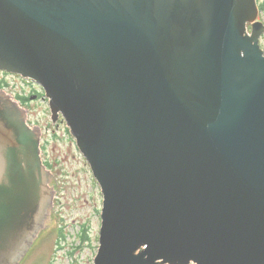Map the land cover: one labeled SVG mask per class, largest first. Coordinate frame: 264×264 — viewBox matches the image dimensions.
<instances>
[{
	"label": "water",
	"instance_id": "95a60500",
	"mask_svg": "<svg viewBox=\"0 0 264 264\" xmlns=\"http://www.w3.org/2000/svg\"><path fill=\"white\" fill-rule=\"evenodd\" d=\"M259 11L0 0V69L43 88L101 187L94 264H264ZM40 128L0 90V264H49L55 248Z\"/></svg>",
	"mask_w": 264,
	"mask_h": 264
},
{
	"label": "rangeland",
	"instance_id": "374dc122",
	"mask_svg": "<svg viewBox=\"0 0 264 264\" xmlns=\"http://www.w3.org/2000/svg\"><path fill=\"white\" fill-rule=\"evenodd\" d=\"M258 2L264 4V0ZM259 20L264 21L263 8ZM260 43L264 48V36ZM3 76L8 79L4 89L12 94L23 92L28 84L15 74L0 73ZM28 122L42 128L43 159H49L53 167L51 193L57 199L53 207L57 234L50 261L52 264H94L101 227V187L63 116L52 124L48 99L31 102Z\"/></svg>",
	"mask_w": 264,
	"mask_h": 264
},
{
	"label": "flooded vegetation",
	"instance_id": "af4514ba",
	"mask_svg": "<svg viewBox=\"0 0 264 264\" xmlns=\"http://www.w3.org/2000/svg\"><path fill=\"white\" fill-rule=\"evenodd\" d=\"M0 72H4V71H0ZM5 84H6V82L0 81V90H4L5 92L9 93L16 101H18L19 105L26 110L27 114L29 112V109L31 108V102L32 101L40 100L42 98L47 99V98H45V92H44L43 88L40 85H38L35 81L29 82L26 86L24 85L25 90L23 92L20 91V92L15 93V94H12V93L6 91L4 89L5 87L3 86ZM40 151H41V156L43 157V154L45 153V151H43L42 137L40 138ZM43 162L47 166L48 178L51 182V179L54 178V174H53V170H52L53 169L52 163L46 157L43 159ZM56 202H57V199L56 198L52 199V197H51V199L48 202H45V204L49 205L52 209V207H55ZM20 203H21L20 208L22 210L27 211L26 210L27 206L25 205V200H21ZM50 216H51V213L48 212V216L46 215V217L49 218ZM5 225L7 227V223H5ZM40 226L37 228L36 232L34 233L28 250L30 249V247H32V245L35 243V241L39 238ZM49 264H52V261H50Z\"/></svg>",
	"mask_w": 264,
	"mask_h": 264
},
{
	"label": "trees",
	"instance_id": "16d2710c",
	"mask_svg": "<svg viewBox=\"0 0 264 264\" xmlns=\"http://www.w3.org/2000/svg\"><path fill=\"white\" fill-rule=\"evenodd\" d=\"M83 240H86V238H82Z\"/></svg>",
	"mask_w": 264,
	"mask_h": 264
}]
</instances>
